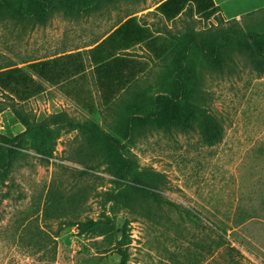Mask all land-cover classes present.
I'll use <instances>...</instances> for the list:
<instances>
[{
	"label": "rangeland",
	"instance_id": "1",
	"mask_svg": "<svg viewBox=\"0 0 264 264\" xmlns=\"http://www.w3.org/2000/svg\"><path fill=\"white\" fill-rule=\"evenodd\" d=\"M163 1L84 0L0 23V66L44 87L21 104L26 119L0 103V264H264V39H228L248 21L216 9L168 21ZM131 18L147 42L123 52L135 78L111 88L93 77L91 50ZM56 60L52 74L69 81L52 86L35 66ZM172 93L213 118L218 143L197 123L158 125ZM144 168L167 175L178 208L146 198Z\"/></svg>",
	"mask_w": 264,
	"mask_h": 264
},
{
	"label": "trees",
	"instance_id": "2",
	"mask_svg": "<svg viewBox=\"0 0 264 264\" xmlns=\"http://www.w3.org/2000/svg\"><path fill=\"white\" fill-rule=\"evenodd\" d=\"M84 6V0H0V23L6 21L10 15L19 16L22 19L32 17H44L47 11L51 8L56 9H71L77 5ZM195 6L197 11L210 18L213 15L215 5L212 0H165L158 4L156 12L162 15L166 20L172 21L178 18L185 9L189 6ZM217 10V9H216ZM219 12V11H218ZM264 10L243 17L246 19L247 27L245 30L232 29L230 33H225L228 39L251 45L260 39H264V20L255 21L259 15H263ZM237 21V20H233ZM146 31L137 26L136 19H130L117 29L106 41L101 43L91 54L96 58L95 73L98 80L105 84H113L117 79L120 88L129 84L128 79L121 78L123 69L125 68V55L120 54L116 57L110 51H106L108 45L123 46L125 43L142 44L146 42ZM263 54V51L260 52ZM59 64L56 60L52 64L46 61H41L35 66V72L39 78L49 84H57L67 80L64 76L52 74L55 65ZM183 63L180 65V81L182 79ZM180 85V82H179ZM44 91L42 83L33 79L26 71L17 67V65L6 64L0 66V99L1 104H7L13 111L16 117L26 119L22 105ZM162 105L155 116L158 125L169 132L172 127L178 128L185 132L186 130L196 131L193 127L197 123L200 133L209 146H213L220 140L221 127L207 113L198 107L186 106L181 107L178 102V96L175 93L168 97L160 99ZM93 132L102 139L101 141L108 142L110 137L108 134L100 130L97 126H92ZM104 159L109 161L108 157ZM124 167L127 164L124 163ZM132 167V166H131ZM82 176L87 175L86 172L81 173ZM142 185L144 194L147 199L152 200L159 206L174 205L165 196V191L169 189V180L166 174L158 172L152 168H144L141 173ZM178 208V207H177ZM236 251L234 248H230Z\"/></svg>",
	"mask_w": 264,
	"mask_h": 264
},
{
	"label": "crops",
	"instance_id": "3",
	"mask_svg": "<svg viewBox=\"0 0 264 264\" xmlns=\"http://www.w3.org/2000/svg\"><path fill=\"white\" fill-rule=\"evenodd\" d=\"M212 1L215 5V8L219 11V14L221 15V17L226 21L240 20L247 15L254 14V13H257L259 11L264 10V0H212ZM157 6H156V8H157ZM131 19H133V18H131ZM134 19H136V18H134ZM128 20H130V19H128ZM128 20H126L125 22H127ZM125 22L118 25L102 41H100L99 43H96L94 45V47L92 48V50L95 49L97 46H99L104 41H106ZM146 42H144V43H146ZM144 43H142V44H144ZM142 44L125 43V45H123V46H121V45L120 46H116V45L111 46L112 45L111 44V45H108L106 51L108 50V51L112 52V50H119L120 48L127 47V50H125V51L120 50L121 53L115 54L116 57L117 56L119 57L120 54H124L123 52H128L129 49H131L133 47L140 46ZM92 50H91V52H92ZM112 53L114 54V52H112ZM96 58L99 59V57H96ZM96 58L94 59V57L91 56V68H92L93 77L94 78L96 77L98 80L97 74L95 73ZM124 58H125V61H127V62L124 66L125 68L123 69L122 76H120V77L122 79L123 78L128 79V82H131V80L133 78H135V71H134L135 62L132 60V58H129L126 55ZM57 59H59V58H57ZM59 70L62 71V68L60 65H59ZM85 73L84 72H76V74L75 73H72V74H75L76 76H79V75L83 76V75H85ZM67 81H69V80L61 81L60 84L65 83ZM113 82L114 83L110 84L109 87L115 88V89L118 87L119 89H121L120 85L117 83V79H115ZM52 86H55V84H53Z\"/></svg>",
	"mask_w": 264,
	"mask_h": 264
}]
</instances>
